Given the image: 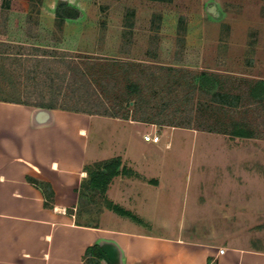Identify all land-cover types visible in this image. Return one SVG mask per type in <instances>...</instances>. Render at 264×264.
Listing matches in <instances>:
<instances>
[{
    "label": "rangeland",
    "instance_id": "obj_1",
    "mask_svg": "<svg viewBox=\"0 0 264 264\" xmlns=\"http://www.w3.org/2000/svg\"><path fill=\"white\" fill-rule=\"evenodd\" d=\"M59 1L0 0V97L34 89L38 81L23 64L1 54L27 53L32 43L56 54L128 61L122 67L98 60L113 63L115 83L97 85L120 113L114 120L85 113L101 143L108 132L153 133L161 145L171 136L163 155L179 162L174 178L180 216L194 227L189 235L264 250V101L248 92L264 78V0H67L81 14L62 24ZM30 26L37 28L34 39ZM128 80L138 88L127 87ZM234 119L245 121L252 136L227 133ZM101 206L89 191L79 219L96 222Z\"/></svg>",
    "mask_w": 264,
    "mask_h": 264
},
{
    "label": "crops",
    "instance_id": "obj_2",
    "mask_svg": "<svg viewBox=\"0 0 264 264\" xmlns=\"http://www.w3.org/2000/svg\"><path fill=\"white\" fill-rule=\"evenodd\" d=\"M93 122L84 112L0 100V264H264L263 249L189 235L174 178L179 162L163 155L171 136L161 145L140 130L108 132L104 144ZM116 157L120 172L105 195L125 212L103 204L96 222H82V186ZM29 177L51 185L52 206ZM93 245L103 258L87 255Z\"/></svg>",
    "mask_w": 264,
    "mask_h": 264
},
{
    "label": "trees",
    "instance_id": "obj_3",
    "mask_svg": "<svg viewBox=\"0 0 264 264\" xmlns=\"http://www.w3.org/2000/svg\"><path fill=\"white\" fill-rule=\"evenodd\" d=\"M55 14L62 24L68 19H77L81 14L78 6L67 0L58 2ZM37 28L28 27L27 35L35 38ZM27 53L9 55L2 52L5 59L17 60L19 67L24 66V71L34 76L38 81L34 89L23 94L9 91L7 96L0 97V100L21 103L25 105L38 106L49 109H63L74 112H84L95 115L118 117L119 110L112 106L106 99L102 91L98 88V83L106 90L115 83L114 75L109 71L113 63H99L98 60L108 62H118L122 67H127L129 62L115 57H99L97 55H76L71 51L62 50L58 53L57 48L41 46L35 43L30 44ZM79 56L81 59H78ZM21 71V70H19ZM2 74V73H1ZM0 74V89H4L2 75ZM101 76V77H100ZM207 76V84L214 85L213 78ZM210 77V78H209ZM128 86L137 89L138 83L128 80ZM11 89V90H12ZM252 99L264 101V78L255 81L248 89ZM131 103V100L126 102ZM233 136L250 137L252 130L245 121L232 120L231 128L227 132ZM122 161L120 157L113 158L103 163L90 172V180L82 186L81 196H85L89 191L100 198V203L114 208L119 212L125 210L113 204L105 195L111 179L120 172ZM29 180L41 187L46 196V205L52 206L54 202V191L51 185L45 181L29 177ZM93 254L98 258H103L99 245H93L87 250V255Z\"/></svg>",
    "mask_w": 264,
    "mask_h": 264
},
{
    "label": "built area",
    "instance_id": "obj_4",
    "mask_svg": "<svg viewBox=\"0 0 264 264\" xmlns=\"http://www.w3.org/2000/svg\"><path fill=\"white\" fill-rule=\"evenodd\" d=\"M145 139H147V140H152V141H154V142H157V141L160 140V137H159V135H150V134H148V135H145ZM225 250H226L225 247H220V248H219V252H218V254H222V253H224Z\"/></svg>",
    "mask_w": 264,
    "mask_h": 264
},
{
    "label": "bare ground",
    "instance_id": "obj_5",
    "mask_svg": "<svg viewBox=\"0 0 264 264\" xmlns=\"http://www.w3.org/2000/svg\"><path fill=\"white\" fill-rule=\"evenodd\" d=\"M67 116V115H66ZM73 117V116H72ZM77 119V118H76ZM78 119H80V117L78 118ZM72 126H73V124H72ZM82 133H85L86 132V130L85 129H82V131H81Z\"/></svg>",
    "mask_w": 264,
    "mask_h": 264
}]
</instances>
